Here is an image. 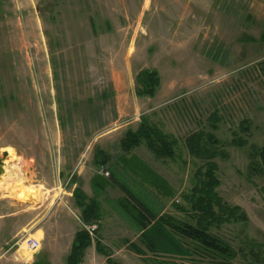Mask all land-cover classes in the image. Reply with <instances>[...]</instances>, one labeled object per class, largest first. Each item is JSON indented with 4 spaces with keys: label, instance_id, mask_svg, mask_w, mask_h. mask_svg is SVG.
I'll list each match as a JSON object with an SVG mask.
<instances>
[{
    "label": "rangeland",
    "instance_id": "obj_1",
    "mask_svg": "<svg viewBox=\"0 0 264 264\" xmlns=\"http://www.w3.org/2000/svg\"><path fill=\"white\" fill-rule=\"evenodd\" d=\"M263 37L264 0H0V152L26 162L14 190L0 195L3 212L17 210L10 201L26 209L12 216L7 228L26 225L1 255L64 264L73 233L95 224L79 263L264 264V174L248 171L249 145L264 144ZM142 69L158 73L154 96L135 93ZM142 118L176 139L174 158H157L145 143L122 148ZM196 131L214 136L215 156L188 151ZM233 131L248 145L230 144ZM209 160L216 195L245 219L225 216L208 230L236 256L224 260L189 239L185 255L149 249L132 195L157 216L196 223L190 196ZM70 175L99 202L96 221H81ZM26 195L39 201L16 200ZM22 236L40 246L19 261Z\"/></svg>",
    "mask_w": 264,
    "mask_h": 264
},
{
    "label": "trees",
    "instance_id": "obj_2",
    "mask_svg": "<svg viewBox=\"0 0 264 264\" xmlns=\"http://www.w3.org/2000/svg\"><path fill=\"white\" fill-rule=\"evenodd\" d=\"M136 90L138 96H154L159 86V76L154 69H142L135 77ZM246 129V123L243 124ZM233 137L229 141L234 146L248 145L246 139L232 132ZM206 135V136H205ZM204 136V137H202ZM145 143L150 151L157 158L172 159L175 156L174 147L176 139L168 133L163 132L155 124L148 123L144 118L136 130H127L120 145L126 151ZM188 151L197 157L211 158L217 153L214 151L216 140L213 135L198 133V131L189 134L185 139ZM248 155L250 162L248 171L250 174H264V144L261 146L249 145ZM99 163H104L99 160ZM204 178L194 187L190 196L191 206L196 214V223L181 221L171 215H155L143 202L139 201L134 195L135 203L131 204L134 210L131 215L139 224L141 234L140 239L147 247L153 251L164 250L167 247L179 254H187L188 250L182 243L181 239H189L198 244L199 247L212 252L213 254L229 261L236 256V250L220 237L208 230L211 222L219 219L225 220V216L229 219H245L243 211L238 207L227 206L221 202L216 195L214 187L218 184L215 177L216 166L209 160ZM198 173L196 174V176ZM264 201V186L261 187ZM127 191V190H125ZM128 192V191H127ZM131 194V193H130ZM73 198L75 205L80 208L81 221L83 224L96 221L99 214V202L96 198L88 197L80 187L73 189ZM264 205V204H263ZM217 206L219 211H215ZM264 207V206H263ZM91 244V238L85 227H81L74 232L69 252L65 257L64 264H78L85 254V250ZM96 246H102L100 241L95 242ZM134 248L133 246H131ZM140 253V248H134ZM36 264V263H33Z\"/></svg>",
    "mask_w": 264,
    "mask_h": 264
},
{
    "label": "crops",
    "instance_id": "obj_3",
    "mask_svg": "<svg viewBox=\"0 0 264 264\" xmlns=\"http://www.w3.org/2000/svg\"><path fill=\"white\" fill-rule=\"evenodd\" d=\"M263 40H264V37H263ZM193 120H194L195 124H196V122L197 123L201 122L200 121V118L198 120H196V119H193ZM23 176H24V172H23ZM68 178H69L68 179L69 181H67L66 186H67L68 183H74L71 186V190L69 192L70 195H73V189H74V186L76 184L75 182H77V179L75 178L73 180V178L71 177V175ZM91 179H89V183L91 182ZM92 182H94V185H96V186H97V184H100L98 180H96V181L92 180ZM23 185H25L24 184V181H23ZM95 190H96V188H95ZM0 195L5 196V195H7V193L0 192ZM0 200H3V199L0 198ZM16 200H18V201L19 200L20 201H31L33 203H37L39 201V195H36V197L33 200H30L29 197H27V195L25 196L24 199H16ZM16 204H17V210L12 209L10 211H5V212L2 211L3 209L0 206V249H2L5 245H7L8 243H10V241H12V239L14 238V236L16 235V233L19 231L18 229L20 227H24V225H26V222H24L23 224H21V226L19 228L15 229V230L14 229L12 230V229L7 228V226L10 224V221H11L12 216H14L15 214H19L20 212H25L26 211L25 208L20 207V204L19 203H13L12 201L9 202V205H12V206H16ZM33 222H35L34 219H33ZM34 234L37 235V237H39V238L41 237L39 231H35ZM73 235H74V233H73ZM73 235H72V239H73ZM72 239H71V242H72ZM70 246H71V244H70ZM20 249H23V251H20ZM69 249H70V247H69ZM30 251H31L30 249H28L26 246H24V244H22L19 247V249L15 252V255H14L15 256V259L16 260H19V261L20 260H24V259L25 260H29L27 258L28 256L25 257V254H27V253L29 254ZM68 252H69V250H68ZM5 257H6V259L8 258L9 260L8 261H3V259ZM29 258H31V257L29 256ZM12 260L13 259H11L9 255H5V254H2L1 255V253H0V264H12V263H14V261H12Z\"/></svg>",
    "mask_w": 264,
    "mask_h": 264
},
{
    "label": "bare ground",
    "instance_id": "obj_4",
    "mask_svg": "<svg viewBox=\"0 0 264 264\" xmlns=\"http://www.w3.org/2000/svg\"><path fill=\"white\" fill-rule=\"evenodd\" d=\"M7 151V150H6ZM7 159L4 161V171L0 177V191L9 194L14 190L13 184L20 181L23 177V167L26 162L20 156L7 151Z\"/></svg>",
    "mask_w": 264,
    "mask_h": 264
},
{
    "label": "built area",
    "instance_id": "obj_5",
    "mask_svg": "<svg viewBox=\"0 0 264 264\" xmlns=\"http://www.w3.org/2000/svg\"><path fill=\"white\" fill-rule=\"evenodd\" d=\"M87 232L90 235V238L93 237L95 230H96V225L95 224H89L87 226H85ZM16 243L20 246L22 244H24V246H26L28 249L35 251L37 250V248L40 246V241L36 238L30 237V236H25V237H20V239H18L16 241ZM79 264H85L83 262L79 263Z\"/></svg>",
    "mask_w": 264,
    "mask_h": 264
},
{
    "label": "water",
    "instance_id": "obj_6",
    "mask_svg": "<svg viewBox=\"0 0 264 264\" xmlns=\"http://www.w3.org/2000/svg\"><path fill=\"white\" fill-rule=\"evenodd\" d=\"M8 153L6 150H3L0 152V177H1V174L3 173L4 171V161L7 157Z\"/></svg>",
    "mask_w": 264,
    "mask_h": 264
}]
</instances>
